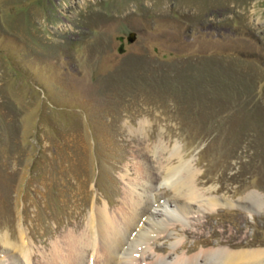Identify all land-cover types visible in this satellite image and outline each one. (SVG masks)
Listing matches in <instances>:
<instances>
[{"label": "rangeland", "instance_id": "obj_1", "mask_svg": "<svg viewBox=\"0 0 264 264\" xmlns=\"http://www.w3.org/2000/svg\"><path fill=\"white\" fill-rule=\"evenodd\" d=\"M158 142L205 195L264 197V0H0V236L27 231L31 264L117 208L137 164L157 172ZM189 212L156 253L264 249V203Z\"/></svg>", "mask_w": 264, "mask_h": 264}, {"label": "bare ground", "instance_id": "obj_2", "mask_svg": "<svg viewBox=\"0 0 264 264\" xmlns=\"http://www.w3.org/2000/svg\"><path fill=\"white\" fill-rule=\"evenodd\" d=\"M152 152L156 157L157 172L152 173L150 167L137 164L134 168L135 176L125 177L127 185L122 190V196L118 198L117 208L111 209L105 203L94 204L84 226H81L83 217H75L73 221L68 220L67 224H75L76 227L62 235V239L58 238L59 241L50 243L46 238H42L40 242L49 247L46 253L39 251V264H262L264 262V249L260 248L234 250L228 246H216L201 248L198 252L189 255L192 248H186L185 252L178 254L177 251L184 248L185 243L176 239L171 246L169 257H165L167 254L156 253V251L164 252L165 248L153 246V242L172 237L170 227L174 230L177 226L184 227L192 208L207 214L219 208L231 207L259 211L263 208L264 197L256 191H250L239 201L234 202L205 195L210 187L207 189L197 187L198 172L183 158L178 148L168 149L158 142L152 147ZM160 178L162 182H159ZM160 185L166 189L168 186L167 190L171 191L172 198L157 204L156 206L161 208L158 209L152 205V197L156 196L154 192ZM46 231L47 235L53 234L50 229ZM9 236V234L0 236V248L8 253L9 264H31L36 257L32 255L28 245V232L20 229L19 240L16 242Z\"/></svg>", "mask_w": 264, "mask_h": 264}]
</instances>
